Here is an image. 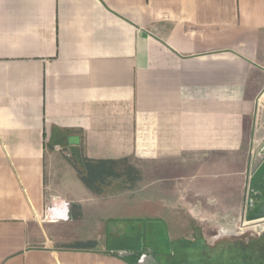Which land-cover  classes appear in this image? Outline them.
I'll use <instances>...</instances> for the list:
<instances>
[{"label":"crops","instance_id":"crops-1","mask_svg":"<svg viewBox=\"0 0 264 264\" xmlns=\"http://www.w3.org/2000/svg\"><path fill=\"white\" fill-rule=\"evenodd\" d=\"M262 99L264 0H0V264L150 254L107 246L115 214L187 165L239 177Z\"/></svg>","mask_w":264,"mask_h":264},{"label":"rangeland","instance_id":"rangeland-1","mask_svg":"<svg viewBox=\"0 0 264 264\" xmlns=\"http://www.w3.org/2000/svg\"><path fill=\"white\" fill-rule=\"evenodd\" d=\"M261 103L264 136V99ZM263 147L264 140L262 147L248 150L245 170L234 180H203L187 165L177 171L181 180L160 181L161 211L137 218L142 206L135 198L136 206L130 202L115 214L127 221L119 240H109L107 246L145 250L156 255L159 264H264V220L247 219L251 201L261 198L254 199L255 192L264 188V157L253 170L254 160L264 154ZM80 173H84L82 165ZM148 178L144 182L153 184ZM148 217L164 222H151ZM138 258L130 261L136 264Z\"/></svg>","mask_w":264,"mask_h":264},{"label":"water","instance_id":"water-1","mask_svg":"<svg viewBox=\"0 0 264 264\" xmlns=\"http://www.w3.org/2000/svg\"><path fill=\"white\" fill-rule=\"evenodd\" d=\"M76 141V138H69V144L73 145ZM264 148V147H263ZM264 157V154H260L254 160L253 170H255L260 164ZM258 196H262L261 193H257ZM247 219L249 221H263L264 220V196L260 198V200L251 201L247 212ZM120 258H125L130 256L131 254H116ZM136 264H159L158 261L152 254H141L136 262Z\"/></svg>","mask_w":264,"mask_h":264},{"label":"built area","instance_id":"built-area-1","mask_svg":"<svg viewBox=\"0 0 264 264\" xmlns=\"http://www.w3.org/2000/svg\"><path fill=\"white\" fill-rule=\"evenodd\" d=\"M55 207L54 203L49 202V204L46 206V212L52 210Z\"/></svg>","mask_w":264,"mask_h":264},{"label":"flooded vegetation","instance_id":"flooded-vegetation-1","mask_svg":"<svg viewBox=\"0 0 264 264\" xmlns=\"http://www.w3.org/2000/svg\"><path fill=\"white\" fill-rule=\"evenodd\" d=\"M255 193H256V194H254V199H258V198H260V197H263V196H264V188H263L262 190H260V191L255 192ZM257 193H261L262 196H258Z\"/></svg>","mask_w":264,"mask_h":264},{"label":"trees","instance_id":"trees-1","mask_svg":"<svg viewBox=\"0 0 264 264\" xmlns=\"http://www.w3.org/2000/svg\"><path fill=\"white\" fill-rule=\"evenodd\" d=\"M86 171H88L87 170V167H86ZM83 181L85 182V183H88V180H87V178H83ZM170 245V244H169ZM154 257H155V259L158 261V259H157V257H156V255H154V254H152ZM159 263V262H158Z\"/></svg>","mask_w":264,"mask_h":264}]
</instances>
